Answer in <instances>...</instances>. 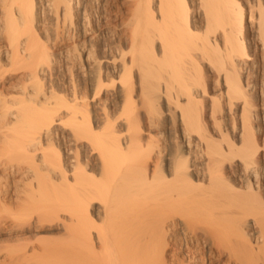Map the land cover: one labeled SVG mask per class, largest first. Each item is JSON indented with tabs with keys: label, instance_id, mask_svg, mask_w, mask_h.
I'll return each mask as SVG.
<instances>
[{
	"label": "bare ground",
	"instance_id": "bare-ground-1",
	"mask_svg": "<svg viewBox=\"0 0 264 264\" xmlns=\"http://www.w3.org/2000/svg\"><path fill=\"white\" fill-rule=\"evenodd\" d=\"M0 148L38 264H264V0H0Z\"/></svg>",
	"mask_w": 264,
	"mask_h": 264
},
{
	"label": "rangeland",
	"instance_id": "rangeland-1",
	"mask_svg": "<svg viewBox=\"0 0 264 264\" xmlns=\"http://www.w3.org/2000/svg\"><path fill=\"white\" fill-rule=\"evenodd\" d=\"M6 151H4L3 149L0 148V157L2 160L5 161V158L6 156L4 155ZM1 172L2 173H5L4 176H6L5 178H3L4 182L6 181L5 179H7V176H8V170H3L1 169ZM13 176V175H12ZM0 219H1V216H0ZM44 236L42 237H53V235L51 234H42ZM9 237V238H8ZM38 237H41V235H39ZM7 239H13V237H11L10 235L6 236L3 232L0 231V263L3 262L2 259H7V260H10L12 258L16 259L18 258L16 261L14 260L13 262L11 263H14V264H38L41 260H43V257H45V255H50L51 252L50 250L53 249V246H58L60 243H57V241H59L58 239L57 240H52V241H48L43 244V247H42V243L38 242L37 240H30L29 241V244H14L11 240L8 242ZM53 239V238H51ZM32 245H36L37 247V251L36 252H32L30 251L28 253L29 256H25V257H22L25 255V248H29V247H32ZM16 248H19V251H12L11 253H9V256H6L7 254V251L8 250H14ZM21 249V250H20ZM24 249V250H23ZM49 249V250H48ZM193 249H195L193 247ZM53 253V252H52ZM11 261V260H10ZM215 264H223V262L219 261V262H216Z\"/></svg>",
	"mask_w": 264,
	"mask_h": 264
}]
</instances>
